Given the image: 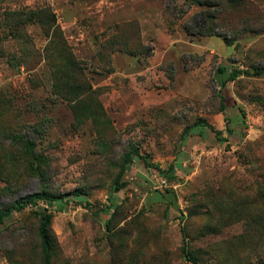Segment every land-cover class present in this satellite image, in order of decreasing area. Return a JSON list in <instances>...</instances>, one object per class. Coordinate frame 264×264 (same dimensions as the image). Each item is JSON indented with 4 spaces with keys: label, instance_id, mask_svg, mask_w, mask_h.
<instances>
[{
    "label": "rangeland",
    "instance_id": "obj_1",
    "mask_svg": "<svg viewBox=\"0 0 264 264\" xmlns=\"http://www.w3.org/2000/svg\"><path fill=\"white\" fill-rule=\"evenodd\" d=\"M184 1L0 0V211L62 196L0 222V264H43L41 209L52 264H193L184 243L198 264L264 259V73H245L264 66V0L227 39L186 31L205 5L165 13ZM45 8L54 23L27 15Z\"/></svg>",
    "mask_w": 264,
    "mask_h": 264
},
{
    "label": "trees",
    "instance_id": "obj_2",
    "mask_svg": "<svg viewBox=\"0 0 264 264\" xmlns=\"http://www.w3.org/2000/svg\"><path fill=\"white\" fill-rule=\"evenodd\" d=\"M193 5H205L207 8L204 10H201L197 12L194 16L189 19V23L185 24V29L188 33H191V25L196 27L198 29V33H204L208 35H214V34H222L225 36V38H228V35H226L227 31L230 29L235 28V26H240L245 30H255L257 27L256 24H258L259 21H261V12L258 10V7L252 3L251 0H185L182 4L177 5L174 4L171 6L169 4H166L163 9L165 10V13L167 15L178 12L176 17H180V15H184L188 9ZM246 13L245 15L243 13ZM230 13H237L239 15V19L237 22H232L229 18H225V14ZM27 15H36L38 20L42 22L43 24L54 23L56 20V14L55 12L51 11V9H38V10H31ZM223 27L224 32H221L223 30H220L219 28ZM136 34V33H135ZM219 71L221 73L227 72L226 67H220ZM241 71L232 68V70L228 73L225 80L222 82L221 90L224 89L226 80L234 79L237 77L238 74H240ZM248 74H263L264 73V66L257 67L255 66L254 72H245ZM221 100L222 105L226 107V104L224 103L225 96L221 94ZM198 125H205L204 122H197ZM209 126V128L213 131H215V134L217 136V139L219 141H224L225 138H222V131L215 129L211 124H206ZM229 130H231L229 128ZM135 155H139L141 157V154L139 153L138 149H132L128 151L119 167V171L117 173L116 180L114 182V185L112 187V192H117L123 187V181L122 177L125 173V171L129 168L130 164L134 161ZM148 166L155 167L156 169H159L158 166L154 165L151 162L146 161ZM175 165L170 164L168 171L171 173L174 170ZM62 196L53 195L51 193H48L46 191L36 192L33 194H27L23 197H20L18 199H15L11 204H9L5 209L0 211V222H3V220L10 216L15 210L25 209L29 207L31 203H36L39 199H44L47 201H55L57 199H61ZM53 218V213L48 212L46 209H41L39 211V224H38V235L41 239V245H42V262L43 264H52L51 263V252L55 246V238L51 232V222ZM182 251L184 253V257H186L187 260L191 261L193 264H198L195 253L193 250H190L186 243L183 244ZM254 264H264V259L259 260L258 262Z\"/></svg>",
    "mask_w": 264,
    "mask_h": 264
}]
</instances>
